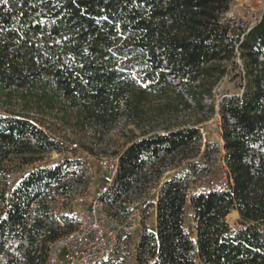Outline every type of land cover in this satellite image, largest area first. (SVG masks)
I'll return each mask as SVG.
<instances>
[{"label": "trees", "instance_id": "1", "mask_svg": "<svg viewBox=\"0 0 264 264\" xmlns=\"http://www.w3.org/2000/svg\"><path fill=\"white\" fill-rule=\"evenodd\" d=\"M231 2H0V96L34 94L38 106L74 112L82 129L109 130L125 116L143 122L149 92L173 93L176 111L201 112L230 69L243 80L242 93L224 97L218 107L231 182L192 195L182 179L166 182L157 200L156 232H144L138 242V264H194L196 257L201 264H264V10L255 25L241 28L225 19ZM207 109L211 114L214 104ZM198 138V129L188 126L134 142L119 156L118 185L110 200L117 201L130 181L146 182L147 172L131 179L144 165L142 153H180ZM53 149L55 141L36 119L0 112V180L7 160L28 163ZM58 170L37 169L9 198L5 190L0 193L5 204L0 258L7 256L0 264H41L62 236L44 201L34 209L46 213L43 219L29 220L38 186L55 179ZM188 208L196 239L186 226ZM232 211L239 215V229L226 221ZM13 239L20 241L16 248L24 247L20 257L11 255L7 243Z\"/></svg>", "mask_w": 264, "mask_h": 264}, {"label": "rangeland", "instance_id": "2", "mask_svg": "<svg viewBox=\"0 0 264 264\" xmlns=\"http://www.w3.org/2000/svg\"><path fill=\"white\" fill-rule=\"evenodd\" d=\"M263 10L264 0H232L225 19L231 20L234 26L249 28L258 22ZM242 86L243 80L236 76V70L230 69L229 74L215 86L213 99L204 100L207 106L214 104L211 114L207 106L201 112L183 108L176 111L171 106L176 100L173 93L160 97L157 93L149 92L144 106L143 122L125 116L109 130L91 127L82 129L75 124L74 112H66L60 105L54 109L38 106L34 94L17 91L11 92L10 95L3 94L0 96V112L36 119L50 139L55 141L56 149L47 151L38 158L35 156V160L28 163L17 157L4 162L5 178L0 180V193L5 190L9 198L13 190L19 187L21 181L31 172L37 169L58 168L55 179L38 186L39 195L31 203L29 220L43 219L44 214L48 213L52 216L54 227L59 228L63 237L75 228V198L85 195L89 199L97 187L100 174L97 161L100 157L119 163V156L134 142L163 134L168 128L194 126L199 131V138L193 144L180 153L164 155L160 151L157 157L142 153L140 160L144 165L131 179L147 172L146 182L130 181V187L117 201L110 200L109 197L103 200L101 213L116 234V249L107 264H138V242L144 232H156V205L161 188L166 182L182 179L191 194L202 186L204 178L224 181L225 152L220 137L221 119L218 107L224 97L240 95ZM186 98L188 100V97ZM166 103H170V106ZM90 148H93L92 154L89 153ZM40 201L45 202L46 213L34 212ZM4 209L5 204L0 199V210ZM226 221L232 229L241 227L236 211L230 212ZM185 222L188 231L196 239L195 222L190 208L187 209ZM41 238L40 236L39 239ZM18 242L20 241L13 239L7 244L11 248V255L20 257L24 247L16 248ZM22 243L25 244V241L22 240ZM55 245L56 242L50 245L49 252ZM49 252L41 264H47ZM6 258L7 256L1 257L0 263ZM18 264H23V261ZM194 264H201L197 257Z\"/></svg>", "mask_w": 264, "mask_h": 264}, {"label": "built area", "instance_id": "3", "mask_svg": "<svg viewBox=\"0 0 264 264\" xmlns=\"http://www.w3.org/2000/svg\"><path fill=\"white\" fill-rule=\"evenodd\" d=\"M97 162L100 172L97 187L89 199L85 195L75 198V228L55 241L47 264H107L111 260L116 249V234L105 221L101 205L106 197L110 199L114 195L118 185L119 164L105 157H100ZM223 179L204 178L202 186L191 194H206L209 190L225 188L231 182L227 168Z\"/></svg>", "mask_w": 264, "mask_h": 264}, {"label": "snow or ice", "instance_id": "4", "mask_svg": "<svg viewBox=\"0 0 264 264\" xmlns=\"http://www.w3.org/2000/svg\"><path fill=\"white\" fill-rule=\"evenodd\" d=\"M0 2L7 3V0H0Z\"/></svg>", "mask_w": 264, "mask_h": 264}]
</instances>
